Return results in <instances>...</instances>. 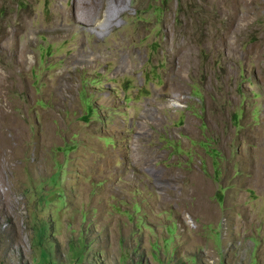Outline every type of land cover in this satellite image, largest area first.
I'll use <instances>...</instances> for the list:
<instances>
[{
	"label": "rangeland",
	"instance_id": "obj_1",
	"mask_svg": "<svg viewBox=\"0 0 264 264\" xmlns=\"http://www.w3.org/2000/svg\"><path fill=\"white\" fill-rule=\"evenodd\" d=\"M0 125V264H264V0H0Z\"/></svg>",
	"mask_w": 264,
	"mask_h": 264
},
{
	"label": "bare ground",
	"instance_id": "obj_2",
	"mask_svg": "<svg viewBox=\"0 0 264 264\" xmlns=\"http://www.w3.org/2000/svg\"><path fill=\"white\" fill-rule=\"evenodd\" d=\"M78 1V3L80 2H82L83 0H77ZM96 1V0H95ZM118 1V0H117ZM85 2V1H84ZM83 2V3H84ZM93 2H94V0H93ZM86 3H87V1H86ZM89 4V3H88ZM78 5H80V4H78ZM113 9V8H112ZM110 10V9H109ZM104 24H110L111 25V27L112 26H114V19H113V13L111 14H108L107 15V18L105 19V22H104ZM97 28H99L100 27V24H98L97 26H96ZM4 123H5V121H4ZM1 126V125H0ZM6 127V126H5ZM6 131V130H5ZM13 135V134H12ZM16 135V134H15ZM3 136V135H2ZM17 136V135H16ZM4 139V138H3ZM8 140V139H7ZM4 146V145H3ZM264 148V147H263ZM264 150V149H263ZM257 165V164H256ZM258 170V169H257ZM261 179V178H260ZM263 182V181H262Z\"/></svg>",
	"mask_w": 264,
	"mask_h": 264
},
{
	"label": "trees",
	"instance_id": "obj_3",
	"mask_svg": "<svg viewBox=\"0 0 264 264\" xmlns=\"http://www.w3.org/2000/svg\"><path fill=\"white\" fill-rule=\"evenodd\" d=\"M89 109L91 110V108L89 107Z\"/></svg>",
	"mask_w": 264,
	"mask_h": 264
}]
</instances>
